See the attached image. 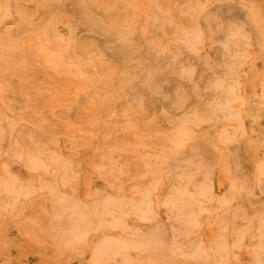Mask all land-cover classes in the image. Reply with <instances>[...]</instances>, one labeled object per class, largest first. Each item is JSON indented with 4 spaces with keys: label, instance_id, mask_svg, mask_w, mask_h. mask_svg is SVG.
<instances>
[{
    "label": "rangeland",
    "instance_id": "rangeland-1",
    "mask_svg": "<svg viewBox=\"0 0 264 264\" xmlns=\"http://www.w3.org/2000/svg\"><path fill=\"white\" fill-rule=\"evenodd\" d=\"M0 11V264H264V0Z\"/></svg>",
    "mask_w": 264,
    "mask_h": 264
},
{
    "label": "bare ground",
    "instance_id": "bare-ground-1",
    "mask_svg": "<svg viewBox=\"0 0 264 264\" xmlns=\"http://www.w3.org/2000/svg\"><path fill=\"white\" fill-rule=\"evenodd\" d=\"M263 4V3H262ZM0 15H1V11H0ZM222 22V21H221ZM69 38V37H68ZM222 38V37H221ZM220 39V38H219ZM218 40V39H217ZM219 41V40H218ZM218 41H217V44H218ZM220 43V42H219ZM220 46H221V43L219 44ZM242 49H243V47H242ZM126 50H127V48H126ZM128 51V50H127ZM126 52V51H125ZM238 53V52H237ZM124 55H127V54H124ZM145 55V54H144ZM146 56V55H145ZM147 57V56H146ZM220 57V56H219ZM224 57H226V55L224 56ZM126 58V57H125ZM124 58V59H125ZM158 58V57H157ZM156 58V59H157ZM158 61H160V60H158ZM222 62V61H221ZM228 63V62H227ZM242 64V63H241ZM124 69V68H123ZM131 71V70H130ZM153 72V71H152ZM153 74V73H152ZM123 77V76H122ZM124 81V80H123ZM112 82V81H111ZM113 83V82H112ZM114 84V83H113ZM157 85V84H156ZM217 85V84H216ZM215 85V86H216ZM220 85H221V83H220ZM219 86V85H218ZM156 87V86H155ZM157 87H158V85H157ZM166 92V91H165ZM233 92V91H232ZM226 99H227V93L226 92H223V93H221V94H219V102L220 103H224V102H226ZM215 103V102H214ZM225 104V103H224ZM228 104V103H227ZM225 107V106H224ZM226 109H228V108H226ZM235 115V114H234ZM221 119V117H219L218 118V120H220ZM222 120V119H221ZM184 130V129H183ZM185 183V182H184ZM182 190V189H181ZM176 193V192H175ZM178 193V192H177ZM178 200V199H177ZM184 204V203H183Z\"/></svg>",
    "mask_w": 264,
    "mask_h": 264
}]
</instances>
